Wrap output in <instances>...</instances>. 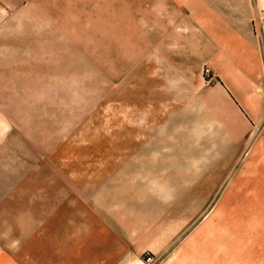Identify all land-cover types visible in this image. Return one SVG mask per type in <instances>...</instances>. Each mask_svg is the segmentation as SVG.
Returning a JSON list of instances; mask_svg holds the SVG:
<instances>
[{"label": "crops", "instance_id": "crops-1", "mask_svg": "<svg viewBox=\"0 0 264 264\" xmlns=\"http://www.w3.org/2000/svg\"><path fill=\"white\" fill-rule=\"evenodd\" d=\"M15 1L0 0V62ZM54 2L56 40L135 63L124 91L153 116L63 151L0 108V264H264V0Z\"/></svg>", "mask_w": 264, "mask_h": 264}, {"label": "rangeland", "instance_id": "rangeland-1", "mask_svg": "<svg viewBox=\"0 0 264 264\" xmlns=\"http://www.w3.org/2000/svg\"><path fill=\"white\" fill-rule=\"evenodd\" d=\"M15 3L13 43L7 39L2 53L9 62H0L4 71L9 69L8 76L0 77V108L15 119L20 132L38 135L47 147L88 151L105 148L108 135L125 128V119L153 116L151 105H134V95L124 91L131 79L119 75L135 63L88 61L85 46L72 48L65 35L56 40L54 0H47L46 17L41 0ZM194 106L188 117L196 122L209 115ZM257 180L264 181V175Z\"/></svg>", "mask_w": 264, "mask_h": 264}, {"label": "built area", "instance_id": "built-area-1", "mask_svg": "<svg viewBox=\"0 0 264 264\" xmlns=\"http://www.w3.org/2000/svg\"><path fill=\"white\" fill-rule=\"evenodd\" d=\"M261 18L264 21V13L261 15ZM204 74L206 75L208 81L214 78V75L209 67H206L204 69ZM155 262H156V258L153 255L149 254L145 257L146 264H155Z\"/></svg>", "mask_w": 264, "mask_h": 264}]
</instances>
